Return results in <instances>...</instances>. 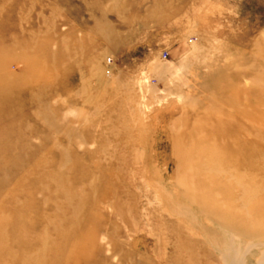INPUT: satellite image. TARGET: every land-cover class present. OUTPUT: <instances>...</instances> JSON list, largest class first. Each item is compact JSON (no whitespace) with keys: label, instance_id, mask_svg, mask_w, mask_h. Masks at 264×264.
<instances>
[{"label":"rangeland","instance_id":"1","mask_svg":"<svg viewBox=\"0 0 264 264\" xmlns=\"http://www.w3.org/2000/svg\"><path fill=\"white\" fill-rule=\"evenodd\" d=\"M239 263L264 264V0H0V264Z\"/></svg>","mask_w":264,"mask_h":264},{"label":"bare ground","instance_id":"2","mask_svg":"<svg viewBox=\"0 0 264 264\" xmlns=\"http://www.w3.org/2000/svg\"><path fill=\"white\" fill-rule=\"evenodd\" d=\"M232 250L233 249L232 248H229V246L225 243L223 249L221 251H219L220 252V257H221L222 261H224L223 259H226L227 260V258L232 257V255H231L232 254ZM236 262H238V261H236Z\"/></svg>","mask_w":264,"mask_h":264}]
</instances>
